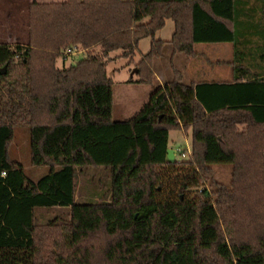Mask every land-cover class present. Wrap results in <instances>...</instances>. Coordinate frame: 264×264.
<instances>
[{
    "label": "trees",
    "instance_id": "obj_1",
    "mask_svg": "<svg viewBox=\"0 0 264 264\" xmlns=\"http://www.w3.org/2000/svg\"><path fill=\"white\" fill-rule=\"evenodd\" d=\"M106 1L127 6L110 30L86 19L85 0L78 13L35 4L37 37L0 44V264H264V79L236 72L230 83L187 85L175 74L114 122L105 70L110 53L132 58L167 20L174 53L230 43L235 62L264 0L259 9L250 0ZM166 43L154 40L137 72L151 73ZM73 48L82 59L57 68ZM21 124L31 164L48 169L36 182L8 154ZM171 131L191 132L187 160H167ZM213 165L233 172L208 191ZM92 169L103 177L77 200L78 177Z\"/></svg>",
    "mask_w": 264,
    "mask_h": 264
},
{
    "label": "rangeland",
    "instance_id": "obj_2",
    "mask_svg": "<svg viewBox=\"0 0 264 264\" xmlns=\"http://www.w3.org/2000/svg\"><path fill=\"white\" fill-rule=\"evenodd\" d=\"M86 7L83 8V15L92 23L104 30H110L113 26L124 21V14L127 6L125 3L116 4L106 0H85ZM127 1V0H124ZM66 3L68 12L78 13L80 0H0V44L14 46L17 44L27 45L37 35L30 29L29 25L38 12L35 4L43 3ZM249 6L259 9L261 4L256 0H250ZM161 11V10H159ZM255 20H264V15L258 11L253 14ZM176 30L175 23L167 20L164 27L157 31L154 40L167 42L161 50V56L152 61L151 73L138 70L137 64L142 56L146 55L154 40L143 39L139 42L138 50L132 58H124L121 52H112L106 63V74L112 82L113 106L111 119L114 122L127 121L134 117L149 101L150 95L160 85L169 82V71L178 74L183 54L174 53L173 45L170 43ZM225 49V50H224ZM231 54V44H201L195 46V53L192 57V68L190 74L195 79H204L214 82L217 73L221 68V60H226ZM174 55V56H173ZM84 53L80 50L67 56L65 62L59 60L57 68H68L77 63ZM180 61V62H179ZM212 72V73H211ZM208 73L211 75H208ZM175 76V75H174ZM146 81V82H140ZM160 83V84H159ZM40 117L38 122H40ZM244 132L245 129L241 128ZM190 136L188 131L184 134L181 131H171L168 134V148L176 152L175 160H187L190 152ZM8 154L12 161L18 163L26 177L36 182L48 173L46 167H35L30 162L28 126L21 124L14 127L13 138L8 148ZM88 170L86 177H78L76 198L84 197L86 190L93 188L88 185L89 180L95 182L101 174ZM211 177L202 180V188L213 191L217 185H229L233 167L231 165H213L210 167ZM96 183V182H95ZM90 184L93 185L91 182ZM59 210L39 211L37 215H57Z\"/></svg>",
    "mask_w": 264,
    "mask_h": 264
},
{
    "label": "crops",
    "instance_id": "obj_3",
    "mask_svg": "<svg viewBox=\"0 0 264 264\" xmlns=\"http://www.w3.org/2000/svg\"><path fill=\"white\" fill-rule=\"evenodd\" d=\"M250 23H244L250 25L252 30L248 33V37L252 41L249 45L247 44L245 49H240L239 59L234 62L233 46L231 44V54L228 55L226 60H221V68L217 73V79L215 83H230L233 80L234 73L237 75H250L256 76L258 79H264V20L249 21ZM253 28L257 30H253ZM227 44V43H226ZM198 44L196 46H199ZM225 50V49H224ZM245 52V53H244ZM174 56V55H173ZM181 62L180 70L178 74L181 76V80L184 84H197L200 82H208L207 80H197L193 74H190L192 68V58L183 57ZM241 59V60H240ZM180 62V61H179ZM237 67L236 70L234 68ZM212 73V72H211ZM211 73L208 75H211ZM175 73L169 71L170 81L173 80ZM160 84V83H159ZM170 149V148H168ZM189 152V150H188ZM176 152L174 151V158Z\"/></svg>",
    "mask_w": 264,
    "mask_h": 264
},
{
    "label": "water",
    "instance_id": "obj_4",
    "mask_svg": "<svg viewBox=\"0 0 264 264\" xmlns=\"http://www.w3.org/2000/svg\"><path fill=\"white\" fill-rule=\"evenodd\" d=\"M4 69L5 68H3V70ZM135 72H137V70ZM166 154H167V160L169 162H173L174 161V151L172 149H167Z\"/></svg>",
    "mask_w": 264,
    "mask_h": 264
},
{
    "label": "built area",
    "instance_id": "obj_5",
    "mask_svg": "<svg viewBox=\"0 0 264 264\" xmlns=\"http://www.w3.org/2000/svg\"><path fill=\"white\" fill-rule=\"evenodd\" d=\"M76 51H77V49H76V48H73V50H67L66 54H67V55H72V54H74V52H76Z\"/></svg>",
    "mask_w": 264,
    "mask_h": 264
}]
</instances>
